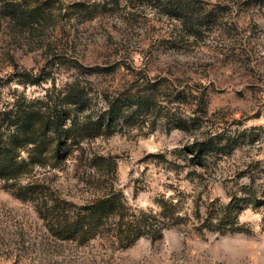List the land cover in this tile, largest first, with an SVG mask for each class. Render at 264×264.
Instances as JSON below:
<instances>
[{
  "label": "rangeland",
  "instance_id": "obj_1",
  "mask_svg": "<svg viewBox=\"0 0 264 264\" xmlns=\"http://www.w3.org/2000/svg\"><path fill=\"white\" fill-rule=\"evenodd\" d=\"M82 1L88 6L78 16ZM6 2L0 0L2 102L39 99L78 81L101 109L102 98L131 90L138 78L162 80L154 92L162 108L145 123L86 139L85 156L116 161L112 183L131 210L159 214L158 200H174L189 220L126 248L107 237L61 240L35 202L18 199L0 180V264H264V0H28L42 5L46 20L27 27H12ZM172 5L184 8L182 17L168 14ZM75 64L104 71L91 75ZM28 73L49 79L25 85L20 76ZM201 142L210 149L193 161L191 146ZM78 156L39 176L53 195L82 205L95 190L89 168L76 170ZM234 193H254L261 202L242 203L234 229L220 234L215 220L205 222L208 209L229 204Z\"/></svg>",
  "mask_w": 264,
  "mask_h": 264
},
{
  "label": "trees",
  "instance_id": "obj_2",
  "mask_svg": "<svg viewBox=\"0 0 264 264\" xmlns=\"http://www.w3.org/2000/svg\"><path fill=\"white\" fill-rule=\"evenodd\" d=\"M21 1L23 4L15 0L5 4L12 27H27L46 20L42 5ZM86 6L87 1L75 4L78 16L85 13ZM167 11L172 17L180 18L184 8L172 5ZM88 19H94V15ZM61 57L62 54L57 59ZM75 65L91 75L104 71ZM20 77H25L24 83L29 86L49 79V76L35 78L29 73ZM161 81L143 83L138 78L131 90L102 98L105 105L101 109L97 104L92 106V99L78 81L60 90L48 91L39 99L30 100L20 95L5 102L0 100V180L18 199L35 202L36 212L48 231L61 240L83 243L107 237L118 248H126L143 237H160L170 226L189 220L179 213L174 200H158L159 214L131 210L112 183L117 171L116 161L103 155L85 156L86 139L111 136L120 124L145 123L148 114L162 108L160 99L154 95L163 86ZM185 127L187 123L180 117L178 129ZM191 147L193 161H201L210 144L201 142ZM22 153H27L26 157ZM76 153L79 154L76 170L89 168L88 182L95 190L82 205L53 195L49 180L39 176L40 170H63ZM260 202L254 193L249 198H238L234 193L229 204L208 209L205 222L215 220L219 233L225 234L234 229V212L242 203L259 205ZM196 205L195 215L200 220V206Z\"/></svg>",
  "mask_w": 264,
  "mask_h": 264
}]
</instances>
